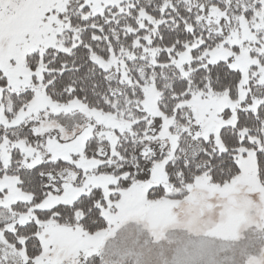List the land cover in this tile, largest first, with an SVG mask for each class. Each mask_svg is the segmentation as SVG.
Segmentation results:
<instances>
[{
  "label": "snow or ice",
  "instance_id": "obj_1",
  "mask_svg": "<svg viewBox=\"0 0 264 264\" xmlns=\"http://www.w3.org/2000/svg\"><path fill=\"white\" fill-rule=\"evenodd\" d=\"M0 264H264V0H0Z\"/></svg>",
  "mask_w": 264,
  "mask_h": 264
}]
</instances>
